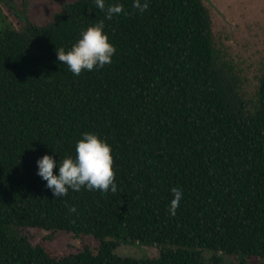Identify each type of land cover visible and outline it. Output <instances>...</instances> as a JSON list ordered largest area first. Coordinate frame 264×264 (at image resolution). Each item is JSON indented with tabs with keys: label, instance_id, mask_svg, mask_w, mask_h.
Listing matches in <instances>:
<instances>
[{
	"label": "trees",
	"instance_id": "1",
	"mask_svg": "<svg viewBox=\"0 0 264 264\" xmlns=\"http://www.w3.org/2000/svg\"><path fill=\"white\" fill-rule=\"evenodd\" d=\"M117 2L124 12L111 20L94 0L21 30L0 19V264H203L204 250L264 264V75L246 112L218 66L202 0H146L142 15L134 0L106 7ZM101 20L112 62L74 75L56 49ZM86 131L111 149L116 194L82 188L55 199L36 161L74 156ZM173 188L183 193L174 215ZM31 228L99 245L58 253L34 244ZM129 241L163 250L119 255Z\"/></svg>",
	"mask_w": 264,
	"mask_h": 264
},
{
	"label": "rangeland",
	"instance_id": "2",
	"mask_svg": "<svg viewBox=\"0 0 264 264\" xmlns=\"http://www.w3.org/2000/svg\"><path fill=\"white\" fill-rule=\"evenodd\" d=\"M74 0H0V19L16 29H23L25 21L46 23L62 4ZM208 9L212 42L218 66L230 74L234 93L245 103L246 112H254L258 104V90L264 75V0H202ZM22 17V18H21ZM24 17V19H23ZM5 24L0 21V27ZM33 243L45 242L58 253L79 251L85 244L97 247L92 236L77 237L30 229ZM52 236L49 240L48 237ZM163 248L139 242H121L116 252L134 259H156ZM203 264H251L261 260H243L239 255L210 250L203 251Z\"/></svg>",
	"mask_w": 264,
	"mask_h": 264
},
{
	"label": "clouds",
	"instance_id": "3",
	"mask_svg": "<svg viewBox=\"0 0 264 264\" xmlns=\"http://www.w3.org/2000/svg\"><path fill=\"white\" fill-rule=\"evenodd\" d=\"M95 6L105 12V18L111 20L124 12L120 3H112L106 7V0H94ZM133 7L138 14L147 11L146 0H134ZM116 53L115 46L110 42L105 31L103 20L89 24L80 32L79 38L67 49H56V59L68 67L74 75L82 71L91 72L110 64ZM110 147L99 134L84 132L76 142L75 155H68L63 159H55L54 155L45 154L38 158L37 175L46 181V187L52 192L55 199L65 197L69 190L80 191L82 188L98 192L101 196L115 195L117 188L113 182L111 171L112 159ZM54 153H56L53 150ZM58 168L54 173L53 169ZM173 198L170 210L174 215L182 199L180 188L171 189ZM75 212L74 206L70 207Z\"/></svg>",
	"mask_w": 264,
	"mask_h": 264
}]
</instances>
